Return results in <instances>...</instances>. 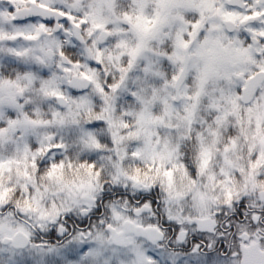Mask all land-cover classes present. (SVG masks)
Returning <instances> with one entry per match:
<instances>
[{
  "label": "snow or ice",
  "instance_id": "6c2138e0",
  "mask_svg": "<svg viewBox=\"0 0 264 264\" xmlns=\"http://www.w3.org/2000/svg\"><path fill=\"white\" fill-rule=\"evenodd\" d=\"M0 264H264V0H0Z\"/></svg>",
  "mask_w": 264,
  "mask_h": 264
}]
</instances>
